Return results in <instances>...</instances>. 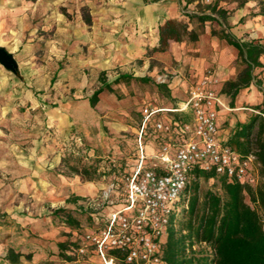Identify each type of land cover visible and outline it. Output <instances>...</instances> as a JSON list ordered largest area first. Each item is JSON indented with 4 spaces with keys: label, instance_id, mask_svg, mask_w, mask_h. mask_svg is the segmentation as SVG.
<instances>
[{
    "label": "rangeland",
    "instance_id": "1",
    "mask_svg": "<svg viewBox=\"0 0 264 264\" xmlns=\"http://www.w3.org/2000/svg\"><path fill=\"white\" fill-rule=\"evenodd\" d=\"M122 1L0 0V46L18 64L16 72L0 65V264H10L5 260L9 250L31 256L30 260L23 257L21 264H77L78 261L101 264L92 256L66 260L60 244L75 240L76 232L62 222V216L54 213L70 207L65 201L70 195L68 182L75 174L67 168L68 163L75 165L74 161L83 156L79 159L81 165H89L85 157L88 152L95 153L97 161L113 158L92 147L79 134L61 138L53 125L54 111L68 103L87 115L86 100L100 88L92 71L93 64H100V59L91 52V37L108 31L118 36V41L130 42L126 33L132 32L145 40L146 51L142 55L133 61L126 59L125 64L121 62L126 68L124 73L119 65L115 67L109 53L103 57L104 65L109 68L104 78L113 79L110 83L114 92L104 91L103 103L97 109L101 119L96 121L98 126L96 123L91 126L95 136L103 130L116 146L123 143L129 157L136 138L130 134L125 140L114 138L109 129L111 124L138 127L139 111L144 103L150 100L159 106L173 105L179 101L177 96L183 97V92H176L173 98L170 85L181 80L193 86L201 78L191 72L197 60L192 48L196 42H171L173 48L170 44L167 52H156L159 30L152 31L148 26L140 29L137 23L128 18L122 20L121 16L119 21L117 7ZM234 2L227 0L223 7L228 9ZM257 2L263 12L264 0ZM119 10L122 13V8ZM195 10L200 9L182 7L184 17L177 20L189 23ZM207 26L220 30L216 22H208L201 29L196 21L189 24L190 29H200L201 35ZM208 71L216 75L212 66L206 68L205 75ZM117 75L119 81L115 83ZM228 117L227 114L226 120ZM105 184L104 190L86 198V202L101 203L108 182ZM207 190L221 193L216 179L201 181V192ZM80 219L85 222L83 217Z\"/></svg>",
    "mask_w": 264,
    "mask_h": 264
},
{
    "label": "built area",
    "instance_id": "2",
    "mask_svg": "<svg viewBox=\"0 0 264 264\" xmlns=\"http://www.w3.org/2000/svg\"><path fill=\"white\" fill-rule=\"evenodd\" d=\"M218 84L208 71L176 106L143 105L129 165L121 170L119 162L110 160L117 171L104 177L108 184L101 203L86 202L102 223L82 235L74 233L77 246L69 256H92L101 264H165L164 244L172 220L187 208L180 202L196 171L258 185L256 156L243 157L220 136V113L229 109Z\"/></svg>",
    "mask_w": 264,
    "mask_h": 264
},
{
    "label": "trees",
    "instance_id": "3",
    "mask_svg": "<svg viewBox=\"0 0 264 264\" xmlns=\"http://www.w3.org/2000/svg\"><path fill=\"white\" fill-rule=\"evenodd\" d=\"M145 4L158 3L162 0H143ZM194 0H187V4ZM238 2L243 7L245 1ZM227 0H215L203 5L199 3L197 13L189 17V23L179 20H169L159 28V44L156 52H167L171 42L181 43L186 40L198 42L200 29L206 23L216 22L220 30L212 28L211 33L220 40L238 50L237 64L240 67L236 80L225 84L222 92L230 96L232 105L241 90L248 88L256 81L255 70L264 67L260 61L264 55V45L254 41H241L229 30V11L221 6ZM196 21L200 29H190L189 24ZM122 78V77H120ZM119 79L115 81L117 83ZM90 97V104L95 108L99 96L105 91L114 92L112 83H106ZM261 82L258 83L260 86ZM260 114L250 116L248 122L239 124L226 141L228 146L243 157L253 154L256 156V166L260 181L252 187L225 176L213 173L195 172V180L185 192L180 202L182 208L177 219L174 218L169 229L168 238L163 248L165 264H264V106L254 107ZM83 157V156H81ZM68 163L67 168L75 175L82 176L86 181L107 179L116 172L109 161H97V157L89 152L85 156L87 164L81 165L80 158ZM71 160V159H70ZM124 167V160L120 161ZM218 181L221 193L207 190L201 192V181ZM74 207L61 208L54 213L62 216V222L70 227L72 232L81 235L87 229H97L102 220L96 213L86 208V199L70 197L67 204ZM81 217L85 222L81 221ZM76 242L68 241L60 244V250L66 260L73 261L67 253ZM201 246H205L200 248ZM197 247L199 249H197ZM31 259L9 250L5 260L10 264H21L22 258Z\"/></svg>",
    "mask_w": 264,
    "mask_h": 264
},
{
    "label": "crops",
    "instance_id": "4",
    "mask_svg": "<svg viewBox=\"0 0 264 264\" xmlns=\"http://www.w3.org/2000/svg\"><path fill=\"white\" fill-rule=\"evenodd\" d=\"M214 1L215 0H194L192 3L187 4V0H162L158 3L145 4L143 0H124L119 7H117V10L119 19L120 16L122 20L128 18L130 22L133 21V23H137L140 29H145L148 26L154 31L155 29L159 30L160 26L169 20L183 18L184 15L181 11L182 7L187 6L188 8L196 9L199 3L211 4ZM223 4L227 3L222 2L221 5L223 6ZM119 8H122V13L119 12ZM227 10H229L228 22L232 35L241 41H254L255 43L264 45V11L260 12V5L257 0H247L243 7H238L237 2H234ZM197 12L196 10L193 11V13ZM119 21H121V19ZM126 36L130 42H126V40L123 39L124 37L122 38L123 41H118V36L108 31L97 33L94 37L90 38L92 47L91 52L95 57L100 59V64L97 65L94 63L92 69L94 75H96V80L98 79L100 88L103 87V78L104 76H108L107 72L109 71L108 66L104 65L103 60L106 54L109 53L112 56V61L114 65L116 64L115 67L119 65L121 67L119 68L120 72L124 73L126 68L122 67V63L125 64L126 59L133 61L135 57L142 55L146 51V46L143 44L145 41L144 37H137L136 34L133 35L132 32L126 33ZM97 39L98 42L95 41ZM114 40L117 41L114 43ZM110 44H112L111 48L109 47ZM171 45L173 48L174 43ZM192 48L197 53V60L193 62L194 66H192L191 72L196 74L197 77H201L198 80L205 76V70L209 66H212L216 70V75L220 81L219 89L223 101L229 109L221 111L219 120L220 136L227 141L239 124L248 122L252 114L250 110H254L256 106L264 105V67L255 70L254 74L256 76V81L248 88L241 90L232 105L230 96L224 94L222 90L227 82L236 80L239 75V66L237 64L238 50L228 45L225 40H220L216 36H213L209 26L205 28L204 34L200 36L199 41L196 42ZM260 61L264 65V55L261 57ZM119 76L120 75H117L114 78L117 79ZM104 80L106 83H110L113 79L104 78ZM259 82H261L260 86L258 85ZM186 83V81L182 82L179 80L175 84L170 85V95H172L173 98H176L174 97L176 92H183V97L179 95L177 96L179 101L175 104L162 106L173 107L183 102L186 99L187 91L192 87ZM104 95L103 92L100 95L101 97L99 96L98 104L100 103V106L103 103ZM86 101L89 108V111L86 112L87 115H84V113L78 110L77 106L72 107L71 103L54 111L52 114L53 125L56 126L59 136L61 138H67L71 135L79 134L84 137L92 147L99 149L106 154V156L109 157V154H111L113 156L111 161L120 162L124 160V164L127 163V165H129L132 154L130 157L127 155L126 151L128 149L122 148L123 143L122 146H116L113 141L110 142L111 140H108L103 130L100 131L97 136L94 135V130L91 126H94L97 119L100 118L97 114L99 106L97 104L95 108H92L90 98ZM145 104L158 105L150 100L144 103V105ZM227 114L229 117L226 120ZM85 119L87 121H85ZM226 122L228 123L225 127L224 124ZM111 126L112 127L109 129L116 139L122 137L123 140H125L128 138V134L134 135L136 138L137 127L126 126L122 123H114L111 124ZM118 142L120 143L121 141L118 140ZM152 149H154V147L153 144L150 143L149 150L153 151ZM105 182L107 181L84 182L80 176L75 175V177L71 178L68 182L71 187L69 190L70 195L67 196V199L72 196L82 199L97 196L100 190H104L106 185ZM65 204H67V200ZM69 206V208L74 207L71 203ZM77 264H87V262H77Z\"/></svg>",
    "mask_w": 264,
    "mask_h": 264
},
{
    "label": "water",
    "instance_id": "5",
    "mask_svg": "<svg viewBox=\"0 0 264 264\" xmlns=\"http://www.w3.org/2000/svg\"><path fill=\"white\" fill-rule=\"evenodd\" d=\"M0 65L6 70L16 72L18 70V64L14 56L9 53L4 47L0 46Z\"/></svg>",
    "mask_w": 264,
    "mask_h": 264
}]
</instances>
